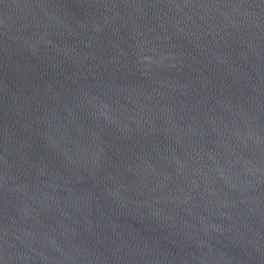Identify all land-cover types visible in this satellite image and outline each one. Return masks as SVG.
Returning a JSON list of instances; mask_svg holds the SVG:
<instances>
[{"label":"water","instance_id":"water-1","mask_svg":"<svg viewBox=\"0 0 264 264\" xmlns=\"http://www.w3.org/2000/svg\"><path fill=\"white\" fill-rule=\"evenodd\" d=\"M0 264H264V0H0Z\"/></svg>","mask_w":264,"mask_h":264}]
</instances>
